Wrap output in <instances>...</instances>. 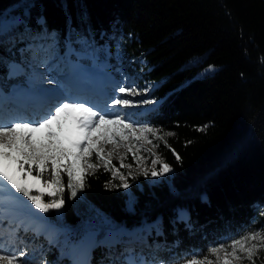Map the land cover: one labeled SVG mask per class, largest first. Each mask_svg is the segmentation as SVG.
I'll return each instance as SVG.
<instances>
[{
  "label": "trees",
  "instance_id": "trees-1",
  "mask_svg": "<svg viewBox=\"0 0 264 264\" xmlns=\"http://www.w3.org/2000/svg\"><path fill=\"white\" fill-rule=\"evenodd\" d=\"M66 43L97 56L116 48L132 76L154 84L163 101L148 120L167 134L159 150L172 169L125 189L101 161L75 197L63 177L64 203L47 217L77 239L95 231L91 264L130 252L178 264L264 221V0H0V87L21 78L8 75L10 61ZM206 66L215 70L198 77ZM61 245L47 261L63 260Z\"/></svg>",
  "mask_w": 264,
  "mask_h": 264
},
{
  "label": "snow or ice",
  "instance_id": "snow-or-ice-1",
  "mask_svg": "<svg viewBox=\"0 0 264 264\" xmlns=\"http://www.w3.org/2000/svg\"><path fill=\"white\" fill-rule=\"evenodd\" d=\"M118 91L127 96L139 94L135 88L121 87ZM143 103L147 104L149 101ZM116 105L127 108L133 106V102L127 98H117L107 107L113 108ZM148 133L155 136L157 130L146 125H135L120 114H101L81 102L60 103L38 121H0V193L12 194L14 190V193L25 197L41 213L59 209L64 203L65 175L69 195L75 197L77 189L84 187L89 169L97 168L101 161L104 162L105 169L114 167L110 160L105 159L104 144L118 146L120 141L129 138L132 141L144 140L152 144ZM132 147L135 145H130L129 151ZM93 154L97 163L92 162ZM107 155L110 157L111 153ZM154 155L156 158L151 160V176H163L172 170L158 154ZM133 157L136 158V153H133ZM176 159L179 161L180 157L177 155ZM122 161L123 157L120 167H131ZM142 171L145 176L149 175L147 169ZM117 174L118 170H115L113 175ZM119 175L122 181L120 186L127 189L129 184L126 178L123 174ZM33 190L39 195L33 194ZM45 193L54 199L44 202ZM262 250L264 232L254 231L230 242L210 247L207 256H193L185 264H243L245 260L249 264H255ZM24 255L23 252L19 256L10 255L0 249V264H20Z\"/></svg>",
  "mask_w": 264,
  "mask_h": 264
},
{
  "label": "rangeland",
  "instance_id": "rangeland-1",
  "mask_svg": "<svg viewBox=\"0 0 264 264\" xmlns=\"http://www.w3.org/2000/svg\"><path fill=\"white\" fill-rule=\"evenodd\" d=\"M71 52L74 56H82L87 58L92 57L93 61L96 60L97 67H94L95 65L86 66L88 69L87 71L90 72L91 69L98 70L99 74H106L110 79L107 80V87L105 88V90L103 89L108 95L107 98L105 100H98L96 97H94L98 101V103H103L101 104V107L99 108L98 105L95 106L93 105V103H91V101L85 100L88 106H91L95 110H98L101 114H120L123 115L127 121L135 125H146L153 128L154 130H157V135L155 136H153L151 133L147 134L149 139L152 140V144H148L144 140L132 141L131 138H129V140L120 141L118 146H114L112 144L103 145L105 159L110 160V162H114L115 166L118 167L120 174H123V176L126 178V182L128 184H131V181L134 177L143 174L142 169L150 170L153 167L151 164V160L156 158V155L154 154H158L160 159L162 160L159 150L160 142L164 140L167 134L162 130L152 126L148 120V116L153 113L157 109L156 107L160 104V101L158 99H155V97L151 96L154 84L140 81L141 78L132 76V71L122 66V62L119 60V55L116 48H114L113 50L109 46H105L104 53L100 57L95 54L90 55L88 53H83L81 51H77L72 49L71 47H68L66 50H64L63 53L59 52L57 48L50 50L48 54H45V56H39L38 59L31 58V60L28 61L27 66L21 73L22 85L20 86L19 83H16L17 86H26V88L16 87L15 90L20 88V90H22L23 92H31L32 94H35L38 89L43 90V88H46L47 91H54V89H58L56 92L51 91V96L58 93V96L56 98L57 101L54 104L51 103L53 105H51L50 107H45L43 104H40L43 106V108L42 111H39L37 113H31V111H27L26 113V111H22L14 106L16 112L12 114L8 111V108H6V110L0 112V121L4 123H8V120L16 121L17 119L23 121L25 117L31 118V120L29 118L25 119L27 121H36V119L33 120V118L35 117L34 115H41L42 119L46 116L50 109L54 110L55 106H57L58 104L63 102H75L72 99L75 100V98L77 97L74 95H69L72 93V89L64 87L62 81L64 79L59 77V74L61 72L58 71L61 67L66 70V65L68 64H79V62L76 63L67 59V55ZM214 70V66H206L198 72L197 76L203 77L205 75L211 74ZM7 73L8 75H14L15 71L12 64L8 65ZM89 81L90 80H85L84 82L88 83ZM121 87L135 88L139 94L135 96H127L126 94H121L118 91ZM11 88L12 86L9 87L7 91H10ZM31 89L35 90L31 91ZM94 90H97V93L102 91V89ZM5 94L3 95V98L5 96H7L8 98L15 97L11 91L6 92ZM19 95L23 94L19 93ZM39 96H37L38 98L36 100H39ZM89 98H92V96H90ZM117 98L130 99L133 102V106L122 108L121 106L117 105L115 106L116 111H114V108L107 107L112 103L114 99ZM144 101H149V103L145 104L143 103ZM76 102L80 101L76 100ZM130 145H135V147H132L131 151H129ZM153 145H156V147H153ZM137 148H139L138 152ZM108 153H111L110 157L107 155ZM133 153H136L135 159L133 157ZM121 157H123L122 162L124 164L130 165L131 167H120ZM92 162L97 163L94 154L92 157ZM96 169L97 168L89 169L87 173H91ZM14 197H19L14 194V190L12 194H9L7 192L0 193V203L3 201L6 203V205H9V208L7 212H5V214L10 216L9 221L7 220L6 222H4L2 228L0 227V231H3L8 235L3 237V234H0V241L3 240L0 242V249H2L4 253L17 256H19L21 252L25 253V255L20 260V264H55L53 262L47 261L46 259L49 252L48 247H50L51 244L56 243L57 241H61L62 245L60 246V257H62L63 260L56 264H85V262H87H84V254H86V252L90 249H93L97 244L94 241L95 231L87 232L85 234V237L83 236L84 238H82L80 241V238L77 239L69 230L58 227L53 220L48 219L49 217H47V213H41L38 209H35L33 206H31V202H27L20 197L19 199H15ZM0 212H3V210H0ZM21 212H26L27 216H29L28 219L25 220L28 223V227H30L31 231V234L26 233L27 238L26 236L18 235L16 230L19 228L15 226L14 228L12 225H10V223L16 220V218H18L19 216H23L20 215ZM258 212L260 216L264 217V207H260ZM54 214V212H50V216L53 217ZM181 218L183 220H187V215L182 212ZM19 221L20 223L22 222L21 220ZM257 222L258 218L255 220V225L251 226L241 236L234 239H238L249 232H264V221H261L260 224H257ZM8 226H11V229L8 228ZM136 231L138 232L139 229H137ZM117 232L118 230L108 232L103 238V242H107L109 244L113 243L117 237ZM126 234L132 235L134 233ZM86 239L88 240V242H84ZM234 239H230L221 243L230 242ZM43 244L45 246H43ZM85 244H87L86 247L84 246ZM63 246L66 247L64 248ZM207 255L208 250L200 255H191L186 260L192 259L193 256L203 258ZM115 258L118 260V255H116ZM212 259L214 260L215 258L212 257ZM122 260H125V258L122 257ZM126 260H128L126 264H130V261L132 262V264H174L161 261H150L141 258L132 260L130 256H126ZM186 260L180 261V263L178 264H185ZM243 264H248V261H243Z\"/></svg>",
  "mask_w": 264,
  "mask_h": 264
},
{
  "label": "bare ground",
  "instance_id": "bare-ground-1",
  "mask_svg": "<svg viewBox=\"0 0 264 264\" xmlns=\"http://www.w3.org/2000/svg\"><path fill=\"white\" fill-rule=\"evenodd\" d=\"M60 69L63 70L64 68L61 67V68H59V70ZM78 69L80 70V73H79V76L76 77V73H77ZM65 72L68 73L70 75V77H68L67 80H63V85H64L65 88L72 89L73 93H71L69 95H74V96H76L78 98V99L75 98V100L72 99V98H70V99H72L73 101L76 102V100L79 101V99L81 98V95L84 96V98L88 97V96H86L87 92H88V89H90V88H92V89H102V91H100L99 94L101 92H103L105 94V97L100 98V97H97V96L91 95V94H90V96H92V98L88 97V99L91 102H93V105H95V106L98 105L99 108H100L101 104H103V103H101V104L98 103V101L94 97H96L98 100H105L107 98L108 95H107V93L104 90L107 87L106 86L107 80H110V79L108 77H106V82H103L101 78H99L97 81H95L93 78L90 77V75H88L86 68L77 66V64H73V63L70 64V65L69 64L66 65V71ZM85 80H90V81L88 83H85L84 82ZM111 82H113V81H111ZM23 88H26V86H24ZM34 90L35 89H31V91H34ZM45 90H46V88H43V90L42 89H38V91L35 94H32L31 92L30 93L23 92L22 90H20V88H18L17 90H15V92L11 91L12 94H14V96H15L14 98H8L7 96H5L4 99L10 101V99L25 98V99H27L29 101V100H34V99L36 100L38 98L37 96L40 95L39 96V100H37L38 101V106L36 108H34V107H27L26 109L18 108V109H20L22 111H26V113H27V111L28 112L31 111V113H37L39 111H42L43 106L40 105V104H43L45 107H50L51 105H53L57 101L56 98L58 96V93L56 95H53V96H51V94L54 91L56 92L58 89H56V90L54 89V91H52V90H50V91L46 90L45 91ZM19 93H21L23 95H19ZM47 96H51V97H47ZM51 103H53V104H51ZM11 105L15 106L13 104H11ZM113 108H114V111H116L115 107H113ZM34 116L36 118L34 117L33 120L36 119V121H38V120L41 119V115H38V116L34 115ZM27 118H29V117H25L23 121H27V120H25ZM29 119L31 120V118H29ZM17 120H19V119H17ZM9 121H11V120H8V122ZM84 237H85V235H84ZM84 242H88V240L86 239ZM86 245L87 244H85L84 246L86 247Z\"/></svg>",
  "mask_w": 264,
  "mask_h": 264
}]
</instances>
